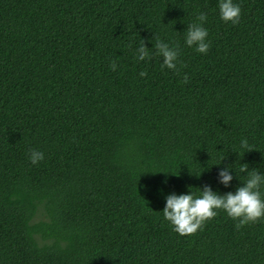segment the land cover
<instances>
[{
	"label": "trees",
	"instance_id": "16d2710c",
	"mask_svg": "<svg viewBox=\"0 0 264 264\" xmlns=\"http://www.w3.org/2000/svg\"><path fill=\"white\" fill-rule=\"evenodd\" d=\"M219 3L0 0V264H264V220L181 236L162 212L264 174V0H233L235 25ZM202 12L207 54L185 40ZM154 36L178 72L137 59Z\"/></svg>",
	"mask_w": 264,
	"mask_h": 264
},
{
	"label": "clouds",
	"instance_id": "9594fccd",
	"mask_svg": "<svg viewBox=\"0 0 264 264\" xmlns=\"http://www.w3.org/2000/svg\"><path fill=\"white\" fill-rule=\"evenodd\" d=\"M219 13L222 20L238 24L241 18V7L233 3V0H220ZM200 23H191L186 31V44L189 47L195 46L199 53L207 54L210 48V41L207 40L208 30L202 26L207 20L206 13H200L197 16ZM156 40L155 50L150 53V49L145 45L142 39L140 47L136 50L137 59H151L152 55L163 58L161 68L165 67L178 72L177 64L179 62L180 49L177 46H169L162 42L159 37L154 36ZM153 39V38H149ZM131 47V45H129ZM110 68L117 69L116 61L110 63ZM140 76H147V71H141ZM188 76L185 74L183 82L188 83ZM241 147L247 151L253 150L247 139L241 141ZM29 159L32 164H38L44 160V153L36 149H30ZM219 164V163H218ZM231 165L222 168L218 173L219 182L226 187L233 179L229 172ZM241 173L247 172L248 178L243 186L238 187L236 192L231 191L226 194L214 192L209 185H204L199 197L189 194L177 195L174 192L166 197V204L163 208V217L173 226V231L181 236H190L202 230L206 222L211 221L218 215V210H223L228 217L236 221L235 227L239 230L241 227L264 220V198L260 191L261 185H264V174L258 171L249 172L248 165L245 163L239 169Z\"/></svg>",
	"mask_w": 264,
	"mask_h": 264
}]
</instances>
